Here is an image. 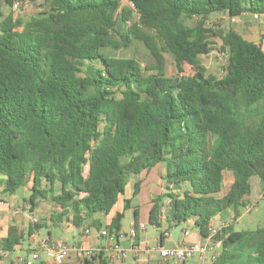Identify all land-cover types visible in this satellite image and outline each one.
<instances>
[{"label": "trees", "instance_id": "trees-1", "mask_svg": "<svg viewBox=\"0 0 264 264\" xmlns=\"http://www.w3.org/2000/svg\"><path fill=\"white\" fill-rule=\"evenodd\" d=\"M44 1L46 10L25 19L4 13L0 0V193L32 180V202L62 208L52 223L71 212L81 225L108 214L131 175L163 164L168 191L154 199L151 222L162 226L167 197L169 223L194 217L209 236L213 217L251 192L252 176L264 182V49L233 28L207 23L217 12L262 14L264 0H130L139 14L132 24L121 0ZM195 17V25L186 22ZM132 36L155 57L148 67L155 71L145 74L135 58L103 51L128 46ZM217 36L228 54L222 77L201 63ZM164 52L178 74L166 75ZM185 64L195 72L180 75ZM226 172L233 181L221 196ZM140 188L137 181L135 195ZM130 207L125 199L110 232L118 235ZM212 237L221 241L215 264H264V224H229ZM21 238L9 237L0 250H12ZM98 257L106 264L102 253L85 264Z\"/></svg>", "mask_w": 264, "mask_h": 264}, {"label": "crops", "instance_id": "crops-1", "mask_svg": "<svg viewBox=\"0 0 264 264\" xmlns=\"http://www.w3.org/2000/svg\"><path fill=\"white\" fill-rule=\"evenodd\" d=\"M230 18L239 19L240 27L236 30L250 41L262 42L264 49V13L255 16L250 12H244ZM88 170L89 166L87 169L85 167L86 175ZM163 172L164 165L160 164L149 171L131 175L130 189L126 187L125 194L120 196L113 209L108 214L95 213L81 225H75L72 222L71 212L60 224L52 223L53 212L60 211L62 208L52 200L38 198L32 202L30 200L33 192L32 180L21 187V192L19 188L11 194L0 193V201H2L0 204V249L9 237H22L12 250H0V264H25L19 258H31L34 253H38L39 257L33 264H85L86 259H82L78 254L79 248L97 249V255L102 253L106 264H159L161 246L173 247L195 242H201L206 247L203 254L197 253L185 261L168 259L164 260L163 264H215L214 257L220 251L221 241H214L211 234L204 237L196 226L194 217L179 225L169 223L167 220L170 216L169 198L166 197L164 200L162 226L158 227L151 222L154 199L168 191L162 177ZM137 181L141 182V188L135 195ZM232 181V174L226 172L221 196L229 191ZM250 183L251 192L243 199V203L237 207L230 206L218 213L213 217L210 226L219 230L229 224L236 227V224L241 221L248 226L252 223L257 224V227L264 224V214L262 216L264 182L255 175L251 177ZM56 188L61 191L60 182L56 183ZM125 199L131 200V207L125 209L121 230L116 238L112 240L106 235H100V231L107 229V225L112 222L117 212L124 210ZM135 209L138 210L137 221ZM87 228L91 230L89 234L86 233ZM186 231L189 233L186 234ZM61 241L66 242L69 251L61 262H57L51 252L58 251ZM116 245L126 251V257L122 258L118 255ZM98 262L99 257L95 260V264Z\"/></svg>", "mask_w": 264, "mask_h": 264}, {"label": "rangeland", "instance_id": "rangeland-1", "mask_svg": "<svg viewBox=\"0 0 264 264\" xmlns=\"http://www.w3.org/2000/svg\"><path fill=\"white\" fill-rule=\"evenodd\" d=\"M2 10L4 13H12L15 17L19 16L25 19H30L32 16H35L37 13L42 12L47 9L46 2L44 0H37L35 2H24L19 6H14V4H9L7 0H1ZM121 6L130 8L133 12L132 20H129V24H132L133 21H138L139 14L135 11L134 7L131 5L130 0H121ZM198 18H186V22L189 25H195ZM209 26L217 28L220 25V28L228 30L230 28L239 29V19H231L226 12H217L212 13L209 17L208 23ZM153 33V31H150ZM115 37L118 39L119 36L115 34ZM132 43L128 46L120 47H111L107 46L103 48V51L109 55L118 56V57H132L138 60L144 70L145 74L153 72L155 70L148 69V67L156 64V59L145 44L144 41H141L132 36ZM210 40L214 42L212 44L213 49L210 53L201 55V63L207 68L209 73L215 74L219 77H222L226 74V66L228 64V54L227 51L223 49L222 40L220 37H211ZM157 41V40H156ZM165 56V72L168 76H174L178 74V69L176 67L174 58L170 53L164 52ZM195 72L194 67L189 64L184 65V72H180V75H191ZM88 166H86V169ZM129 183H131L130 177L128 178V189H130ZM22 191L20 187L19 192ZM254 210V209H253ZM264 211L262 212V216ZM257 224L252 223L248 226L242 221L236 224L237 229H247V228H256Z\"/></svg>", "mask_w": 264, "mask_h": 264}, {"label": "built area", "instance_id": "built-area-1", "mask_svg": "<svg viewBox=\"0 0 264 264\" xmlns=\"http://www.w3.org/2000/svg\"><path fill=\"white\" fill-rule=\"evenodd\" d=\"M22 2L16 1L14 6H19ZM131 5L135 9L134 3L130 1ZM258 16V14H255ZM2 204V201H0ZM250 207V206H248ZM90 229H86V233H90ZM218 231V228L210 226V234L213 236ZM186 234L189 232L186 231ZM100 235H106L110 239L114 240L116 238V233L110 232L108 229H102L100 231ZM115 249L118 251V255L122 258L126 257L127 253L125 250L121 249L118 245H116ZM69 246L66 242L61 241L58 245V251L54 252L52 250V254L57 262H61L68 254ZM160 256L161 260L159 264H163L164 260L173 259L178 261H185L192 258L195 254L200 253L203 254L206 251V247L201 242H195L193 244H178L173 247H165L161 246L160 249ZM98 250L94 248H79L78 254L82 259H90L97 255ZM39 257L38 253H34L31 258H23L20 257L19 259L23 261L25 264H33L35 260ZM215 258V257H214Z\"/></svg>", "mask_w": 264, "mask_h": 264}]
</instances>
